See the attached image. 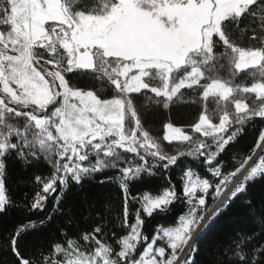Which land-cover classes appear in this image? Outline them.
<instances>
[{"label": "snow or ice", "instance_id": "6c2138e0", "mask_svg": "<svg viewBox=\"0 0 264 264\" xmlns=\"http://www.w3.org/2000/svg\"><path fill=\"white\" fill-rule=\"evenodd\" d=\"M245 17L257 45L239 46L227 31ZM248 69L256 70L253 82L234 84L236 74ZM80 70L106 77L112 97L78 87L73 77ZM184 88L204 102L191 126L202 138L168 123L162 140L179 142L169 153L143 127L135 95L150 92L148 100L162 98L167 106ZM238 93L254 94L257 106ZM210 103L217 106L211 115ZM255 118L264 121V0H0V213L17 206L3 178L10 157L25 168L40 160L52 168L48 177H33L39 190L20 206L29 215L44 212L50 198L59 210L58 185L62 194L70 181L79 185L101 167H114L125 196L122 227L128 229L111 237L113 245L97 225L78 240L50 241L32 259L19 248L20 236L33 227L24 224L9 237L16 264H195L202 231L264 173V128L235 165L220 159ZM182 156L200 159L211 178L193 179L189 168L180 194L169 178L158 194L130 196V184L157 170L167 173ZM129 198L139 205L131 223ZM178 200L187 206L178 226L145 235L144 215L166 213ZM251 239L229 237L220 264H264V244L248 248Z\"/></svg>", "mask_w": 264, "mask_h": 264}, {"label": "trees", "instance_id": "16d2710c", "mask_svg": "<svg viewBox=\"0 0 264 264\" xmlns=\"http://www.w3.org/2000/svg\"><path fill=\"white\" fill-rule=\"evenodd\" d=\"M88 2L91 3L92 0ZM249 23V18L245 17L238 28L226 26L231 38L239 46L249 47L259 44V41L251 39V31L245 30ZM257 34H260L258 28ZM221 51L223 48L218 47L217 52ZM245 71L239 72L238 77L234 78L237 84L251 83L250 80L245 79ZM220 75H227V73L222 72ZM73 82L83 90L96 92L102 98L113 95V89L109 86L107 78L101 79L89 70L77 72ZM148 96L154 97V94L149 92L144 95H135V103L139 107L143 127L155 138L162 136L166 123L184 128L192 126L198 120L204 105L197 93L187 88L181 89L177 96L167 103V106L162 98L159 103H155L148 100ZM262 128H264V121L260 118H255L245 125V131L239 138V142H234L233 147L226 154H222L220 158L222 163L226 166L235 165L241 156L246 155L254 147ZM162 146L169 153H174L177 144L169 145L164 142ZM189 168L201 179L211 178L201 166L200 159L182 156L176 165L168 169L167 173L157 170L156 175L130 184V196L139 195L145 191L158 194L168 186L169 178L180 194L183 187L181 179L183 172ZM227 170L231 171L232 168L228 167ZM51 172L52 168L43 160L25 168L14 158H8L3 178L7 193L17 206L9 207L5 212L0 213V264H16V257L10 250L9 237L14 234L18 226L24 224L31 223L33 227L20 236L19 248L25 257L32 259L36 258L32 254L41 247L46 251L50 241L66 244L68 239L78 240L85 232H91L97 225L104 229L102 238L113 245H115V240L111 239L113 235L119 238L128 231L127 228L122 227L125 196L119 186V169L114 167H104L85 176L79 185L70 181L62 194L59 193L58 185L57 194L61 195L59 210L53 208L54 198H50L44 212L29 215L21 211L20 206L25 199L31 200L39 190L33 182L34 175L48 177ZM248 201H251L250 205ZM208 203L211 207L216 203L211 195H209ZM128 207L131 223L135 220V211L139 205L129 198ZM186 211V204L178 200L166 213H154L152 217L144 215L143 233L148 236L154 235L157 227L174 224ZM49 214H52L50 221L46 219ZM42 220L45 221L43 225ZM238 233L252 237L247 242L248 248L264 244V173L259 178L249 181L246 192L239 194L227 209L202 231L197 241L199 251L194 257L195 264H220V258L229 242V237H234Z\"/></svg>", "mask_w": 264, "mask_h": 264}, {"label": "rangeland", "instance_id": "374dc122", "mask_svg": "<svg viewBox=\"0 0 264 264\" xmlns=\"http://www.w3.org/2000/svg\"><path fill=\"white\" fill-rule=\"evenodd\" d=\"M89 71H92V72H94V70H89ZM254 72H256V70L255 69H249V70H246L245 71V73H244V75H245V79H247V80H250V82L252 83L253 82V79H252V74L254 73ZM238 73L236 74V76L235 77H238ZM97 76H100V74H97ZM222 76H225V77H227V75H222ZM233 83L234 84H237L235 81H233ZM250 83V84H251ZM249 84V85H250ZM241 85H246V84H241ZM83 90V89H82ZM85 91H88V90H85ZM237 96H238V98H244L245 99V101L247 102V103H249V105L250 106H257V104H258V102H256V98H255V95L254 94H244V93H238L237 94ZM109 98H111V97H109ZM168 103V102H167ZM203 104H204V102H203ZM217 106L215 105V104H213V103H210L209 105H208V111H209V114L211 115L212 114V109H214V108H216ZM230 108H231V110L234 112V107H232L231 105H230ZM202 111H204V105H203V109H202ZM221 113H220V111H219V109H217V111H216V113H215V115H214V117H213V120H214V122H217L218 123V116L220 115ZM198 121V120H197ZM196 121V122H197ZM195 122V123H196ZM166 124H168V123H166ZM165 124V125H166ZM164 125V126H165ZM173 127H175V128H180L181 130H183V131H185L187 134H190V135H193L195 138H197V139H201L202 137L199 135V134H195V133H193L192 131H191V126H189V127H187V128H184V127H180V126H176V125H172ZM164 132H165V127H164V131H163V134H162V136L159 138L160 139V143H161V145L165 142V141H163L162 140V137H163V135H164ZM153 137V136H152ZM153 138H155V137H153ZM165 143H167V142H165ZM179 142H173L172 144H178ZM185 143H187V142H185ZM180 147H181V149L183 148V145H180ZM121 151V155H125V156H130L131 154H126V153H124L123 152V150H120ZM123 153V154H122ZM90 162L91 163H95V157H91L90 158ZM88 164H89V162H85V166H88ZM101 168H104V167H101ZM100 168V169H101ZM196 178H199V177H197L196 175H194L193 176V179H196ZM242 178V177H241ZM215 207V204H214V206H213V208ZM185 214H187V211L185 212ZM185 214H183V215H185ZM178 224H179V218L177 219V221L174 223V224H171V225H166V226H159V227H157V228H160V227H176V226H178ZM156 228V229H157ZM156 233V230H155V232H154V234ZM119 250V249H118ZM117 250V251H118ZM181 255H187V251H185V253H182Z\"/></svg>", "mask_w": 264, "mask_h": 264}, {"label": "bare ground", "instance_id": "6f19581e", "mask_svg": "<svg viewBox=\"0 0 264 264\" xmlns=\"http://www.w3.org/2000/svg\"><path fill=\"white\" fill-rule=\"evenodd\" d=\"M239 179H241V177Z\"/></svg>", "mask_w": 264, "mask_h": 264}, {"label": "water", "instance_id": "95a60500", "mask_svg": "<svg viewBox=\"0 0 264 264\" xmlns=\"http://www.w3.org/2000/svg\"><path fill=\"white\" fill-rule=\"evenodd\" d=\"M245 71V70H244Z\"/></svg>", "mask_w": 264, "mask_h": 264}]
</instances>
